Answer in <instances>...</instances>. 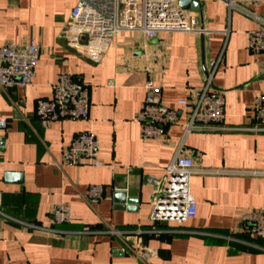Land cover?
<instances>
[{
    "label": "crops",
    "instance_id": "0c3cea01",
    "mask_svg": "<svg viewBox=\"0 0 264 264\" xmlns=\"http://www.w3.org/2000/svg\"><path fill=\"white\" fill-rule=\"evenodd\" d=\"M79 1L0 0V48L34 43L41 50L31 85L0 88V115L9 121L0 133V209L9 217L0 229V264H264V237L243 233L239 222L244 212L264 209V134L245 131L254 96L264 95V52L248 48L249 33L260 25L220 0H199L202 16L194 14L202 34L164 33L152 44L125 31L93 63L65 40ZM251 10L264 20V0ZM219 59L213 86L223 91L230 130L192 133L182 150L196 169L210 171L190 180L196 216L183 225H153L157 186L186 123L178 102L204 86ZM61 73L89 87L90 121L44 128L37 102L52 99ZM148 80L162 88L166 107L182 112L167 144L143 140L136 119ZM86 130L99 140L101 166L63 165ZM92 185L105 188L103 200L86 199ZM119 194L137 204L117 203ZM63 203L71 223L53 225L52 210ZM113 230L124 234L111 236ZM145 249L157 255L144 261Z\"/></svg>",
    "mask_w": 264,
    "mask_h": 264
},
{
    "label": "built area",
    "instance_id": "2783aa9c",
    "mask_svg": "<svg viewBox=\"0 0 264 264\" xmlns=\"http://www.w3.org/2000/svg\"><path fill=\"white\" fill-rule=\"evenodd\" d=\"M230 10H237L256 21L260 27L249 33L248 48L251 53L264 52V20L251 8L262 0H220ZM138 32L145 39H158L164 33L202 34L197 16L190 9L182 8L177 0H80L73 10L65 30V40L84 59L101 62L114 39L122 32ZM87 35V43L81 45L79 37ZM40 47L34 43L16 45L9 43L0 48V88H25L33 82L40 59ZM220 60L210 64L203 87L191 89L188 97L178 102L185 109L186 123L182 141L174 159L166 169L164 178L158 183L150 216L153 225L176 223L183 225L195 218L197 203L192 195L190 180L196 174L210 171L196 169L191 158L183 156L186 138L192 133H212L230 130L224 124L225 98L223 91L213 86V75ZM145 98L137 121L141 125L143 140H156L167 144V133L177 125L182 112L166 107L162 102V88L153 80L144 87ZM52 99H40L36 116L42 127L54 123L89 122V87L74 80L70 73H61L52 85ZM250 126L245 131L264 134V95L254 96L250 110ZM9 127V121L0 115V133ZM99 140L91 130L78 134L63 155V165L99 167ZM3 153V136L0 134V155ZM90 202L105 198V188L92 185L85 195ZM2 193L0 191V206ZM3 219H9L0 209V229ZM69 205L56 206L51 213L53 225L71 223ZM242 232L264 237V209L246 211L239 217ZM28 228L34 226L25 224ZM153 233V231H150ZM111 236H122L120 231H109ZM132 233H127L130 235ZM136 234H141L138 231ZM157 255L145 249L141 259L146 261Z\"/></svg>",
    "mask_w": 264,
    "mask_h": 264
},
{
    "label": "water",
    "instance_id": "95a60500",
    "mask_svg": "<svg viewBox=\"0 0 264 264\" xmlns=\"http://www.w3.org/2000/svg\"><path fill=\"white\" fill-rule=\"evenodd\" d=\"M178 5L182 8L190 9L193 13H198L202 16V7L201 2L199 0H177ZM79 42L81 45L87 43V35H81L79 37ZM158 41L156 39L152 40V44H157ZM117 203L120 204H129V205H136L137 202L132 199H127L125 194H119L117 196Z\"/></svg>",
    "mask_w": 264,
    "mask_h": 264
}]
</instances>
